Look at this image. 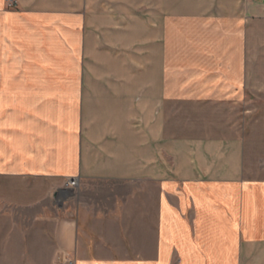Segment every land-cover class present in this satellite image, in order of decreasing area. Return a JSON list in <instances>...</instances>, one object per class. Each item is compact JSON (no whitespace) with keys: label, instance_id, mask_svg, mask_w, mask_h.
<instances>
[{"label":"crops","instance_id":"1","mask_svg":"<svg viewBox=\"0 0 264 264\" xmlns=\"http://www.w3.org/2000/svg\"><path fill=\"white\" fill-rule=\"evenodd\" d=\"M255 94L264 0H0V175L133 183L136 249L153 205V250L132 257L108 219L99 232L57 206L54 257L264 264V180L243 177L242 140L168 133L175 102Z\"/></svg>","mask_w":264,"mask_h":264},{"label":"rangeland","instance_id":"2","mask_svg":"<svg viewBox=\"0 0 264 264\" xmlns=\"http://www.w3.org/2000/svg\"><path fill=\"white\" fill-rule=\"evenodd\" d=\"M168 121V133L175 137H239L243 142V177L264 180V99L260 94L237 103L175 102L168 108ZM63 188L62 182L51 177L0 175V264H60V254L54 257L51 244L57 206L79 211L81 220L96 223L99 232L108 219L116 234L125 231L126 254L133 256L136 245L128 240L133 239L139 223L133 183L106 186L92 181L80 186L77 182L65 195L59 193ZM55 192L57 197H53ZM147 198L141 224L149 241L136 249L143 255L153 250L154 212L151 196Z\"/></svg>","mask_w":264,"mask_h":264},{"label":"built area","instance_id":"3","mask_svg":"<svg viewBox=\"0 0 264 264\" xmlns=\"http://www.w3.org/2000/svg\"><path fill=\"white\" fill-rule=\"evenodd\" d=\"M76 184L77 180L75 178H69L66 181L65 186L74 189ZM60 264H75V262L68 252L63 251L60 253Z\"/></svg>","mask_w":264,"mask_h":264},{"label":"water","instance_id":"4","mask_svg":"<svg viewBox=\"0 0 264 264\" xmlns=\"http://www.w3.org/2000/svg\"><path fill=\"white\" fill-rule=\"evenodd\" d=\"M59 193L65 195V194H67V190L66 189H61V190H59ZM57 195H58V192H55L53 194V197H57Z\"/></svg>","mask_w":264,"mask_h":264}]
</instances>
